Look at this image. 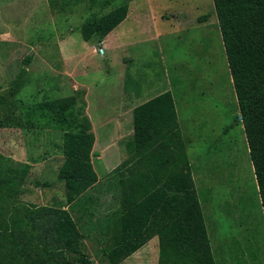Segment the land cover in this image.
Masks as SVG:
<instances>
[{"label": "rangeland", "instance_id": "1", "mask_svg": "<svg viewBox=\"0 0 264 264\" xmlns=\"http://www.w3.org/2000/svg\"><path fill=\"white\" fill-rule=\"evenodd\" d=\"M111 8L102 0H0L1 108L24 114L35 102L82 91L97 154L94 202L69 207L58 178L59 128L42 118L29 131L0 128V168L30 164L16 200L69 209L84 228L82 251L107 264L104 218L117 199L104 178L127 157L132 108L170 90L216 264H264V216L213 1L129 0L126 18L102 41H84L82 21ZM157 259L153 237L119 264ZM76 263L68 252L67 264Z\"/></svg>", "mask_w": 264, "mask_h": 264}, {"label": "trees", "instance_id": "2", "mask_svg": "<svg viewBox=\"0 0 264 264\" xmlns=\"http://www.w3.org/2000/svg\"><path fill=\"white\" fill-rule=\"evenodd\" d=\"M102 1L112 8L92 11L82 21L84 41H102L127 16L129 0ZM212 1L264 216V0ZM81 95L35 102L24 114L0 106V128L12 124L29 131L36 118L59 128L58 178L69 207L84 209L94 202L89 192L98 180L92 163L95 135ZM132 129L127 157L104 178L117 199L104 218L110 226L103 233L107 264L121 263L155 236L157 264H216L172 92L136 105ZM29 169L28 163L0 168V264H67L68 252L77 254L76 264H94L82 251L83 226L69 209L16 200Z\"/></svg>", "mask_w": 264, "mask_h": 264}, {"label": "crops", "instance_id": "3", "mask_svg": "<svg viewBox=\"0 0 264 264\" xmlns=\"http://www.w3.org/2000/svg\"><path fill=\"white\" fill-rule=\"evenodd\" d=\"M114 29H115V28H114ZM109 33H110V32H109ZM109 33H108V34H109ZM108 34H107V35H108ZM86 42H87V41H86ZM163 92H164V91H163ZM158 94H159V93H158ZM156 95H157V94H156ZM152 97H153V96H152ZM150 98H151V97H150ZM150 98H148V99H150ZM148 99H147V100H148ZM145 101H146V100H145ZM141 103H142V102H141ZM139 104H140V103H139ZM137 105H138V104H137ZM175 106H176V103H175ZM134 107H135V106H134ZM134 107H133V108H134ZM133 108H132V109H133ZM176 112H177V109H176ZM131 114H132V111H131ZM177 119H178V114H177ZM178 122H179V121H178ZM94 142H95V141H94ZM93 147H94V146H93ZM92 151H93V149H92ZM155 237H156V236H155ZM136 251H137V250H136ZM132 254H133V253H132Z\"/></svg>", "mask_w": 264, "mask_h": 264}, {"label": "water", "instance_id": "4", "mask_svg": "<svg viewBox=\"0 0 264 264\" xmlns=\"http://www.w3.org/2000/svg\"><path fill=\"white\" fill-rule=\"evenodd\" d=\"M238 118L241 119V116L239 115Z\"/></svg>", "mask_w": 264, "mask_h": 264}]
</instances>
